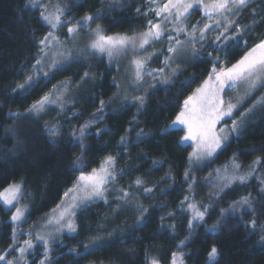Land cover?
I'll list each match as a JSON object with an SVG mask.
<instances>
[{
  "label": "trees",
  "instance_id": "obj_1",
  "mask_svg": "<svg viewBox=\"0 0 264 264\" xmlns=\"http://www.w3.org/2000/svg\"><path fill=\"white\" fill-rule=\"evenodd\" d=\"M65 1V16L73 20L96 16L91 26L99 25L106 35L140 33L150 17L140 14L144 0ZM253 9L264 13V0H254L233 17L241 28L257 21L253 31L238 43H230L225 52L218 53L209 44L198 43V55L193 57L191 53L167 85L155 83V87L148 86L141 92L145 102L139 107L136 101L122 105L114 101L118 89L114 71L102 57L73 61L47 77L36 78L31 87L13 92L32 74L40 58L39 41L50 27L40 18L41 9L28 6V0H0V192L12 183H21L23 200L29 204L22 225L34 224L58 205L77 172L98 169L106 157L112 156L117 175L115 188L128 191L136 204L128 217L114 213L117 204L111 198L108 203L98 200L79 210L74 216L76 232L63 235L53 244L47 257L49 264H148V256L153 253L158 264H171L173 253L182 254L184 264H210L208 253L213 246L217 249L213 264H264V247L257 243L264 234L261 183L252 177L245 184L236 182L219 193H208L209 188L204 186L207 175L231 157L241 166L257 158L264 163V107L244 126L239 137L231 138L198 168H190L193 146L181 142L185 135L180 130L182 126L162 131L172 124L184 100L208 77L212 68L209 52L213 58L219 55L223 65L230 67L264 39V15H255ZM186 22L189 27H203L206 20L201 9L193 8ZM235 31L233 27L228 33ZM209 33L208 39L214 40ZM163 45L155 47L157 53L150 67L161 66ZM83 72L88 73L87 78H83ZM69 81L74 99L71 129L60 128V135L52 138L46 129L57 117L56 111L30 114L28 109L52 87ZM263 91L264 85L253 90L227 121L237 119ZM101 100L105 103L98 113ZM94 114L100 118L89 123ZM85 124L89 126L81 147L79 129ZM98 130H102L100 135ZM122 136L127 137L125 143H121ZM154 160L161 161V165L154 167ZM138 178L143 181L140 187L135 184ZM192 182L195 196L188 189ZM145 188L153 191L145 193ZM190 196L201 208L208 206L204 221L194 223L191 230L187 207ZM246 196L252 200L251 211L221 216V209ZM142 208L147 212L142 213ZM12 213L13 208L0 203V255L14 242ZM216 221V230H209ZM251 221H255V227ZM43 249L37 244L27 255L28 264H38L44 258ZM11 252L6 257L10 258Z\"/></svg>",
  "mask_w": 264,
  "mask_h": 264
},
{
  "label": "snow or ice",
  "instance_id": "obj_2",
  "mask_svg": "<svg viewBox=\"0 0 264 264\" xmlns=\"http://www.w3.org/2000/svg\"><path fill=\"white\" fill-rule=\"evenodd\" d=\"M155 2V0H153ZM254 0H211L210 3H204L203 0H167V2L162 6L155 9V15L158 18H161L159 22L153 23L151 20L148 21V28L143 33L136 36H127V35H116L109 36L104 33V31L97 25L96 29L93 30L94 38L89 44V49L94 53L98 52L101 54H107L111 58L114 54H119L121 52H126L129 47L133 49L135 53L137 50L144 51L146 46L151 45L153 42L160 40L163 36L166 29V25L174 23V27L171 31H175L177 35L184 34L187 39L181 41L176 37H173L171 34L167 36L170 44L167 49L170 54L164 60V64L171 66L174 62V59L179 58L180 56L187 55L190 51L195 57L198 55L199 49L197 44H209L212 46L213 51L215 52H225L227 51L229 44L232 42H239L246 36L249 32L254 30V27L257 21H253L252 24L245 25L243 28L240 27L231 17L240 15L241 10L247 8L252 4ZM259 2V0H256ZM199 5L203 15L208 18L211 23H205L203 28H199V25H193L192 31L188 32L184 27L180 25L184 20L187 19L190 14V9H193L194 6ZM28 6L33 8L39 6L38 0H28ZM47 13V14H46ZM255 15H264L262 12H257L253 9ZM66 14V9L57 7L55 12H48L45 7L44 11H41L40 18L44 23L50 26L52 30L62 28L65 24L70 25L67 28L68 35L75 36L78 33V30L89 27L92 22H95L97 19L96 16L86 15L82 21H77L73 24L72 19L70 18L67 21L61 20V17ZM230 14V15H229ZM222 18V19H221ZM235 27L236 31L231 36L227 35V32ZM223 29L219 31L215 36L214 40L208 39V33L213 31V29ZM199 31V35L196 33ZM175 40V43L171 42ZM61 42L53 34L52 31L39 41V51L42 53L41 59H37L33 65V73L28 75L25 81L21 84H18L16 88L13 89V92L23 91L26 88H29L33 85V81L36 80L37 73L42 72L45 77H47L52 71H60L62 68L73 62V57L71 52H57L51 58L50 62L47 64L48 71H45L43 67L44 64L43 56H46L47 53L45 49L51 50L52 48L60 47ZM186 45L188 47H186ZM154 54V53H153ZM62 58V59H58ZM209 59L212 61V68L209 72L208 77L203 81L200 87L189 95L183 102V107L177 113L175 119L172 121V124L168 126L167 129L162 130L167 132L169 129L177 128L182 126L180 130L185 132V135L181 137V142L192 141L195 144V150L190 154L189 160L192 161H201L207 158H211L214 153L220 148H222L227 142H229L230 135H235L239 137L244 128L243 117L247 113H241L242 119L238 122L236 120L232 121V127L229 130V135H224L225 129L221 128L219 132L216 130V125L220 123L225 117H231L234 110L238 107L240 103L243 102L244 97L237 99V103L225 101L223 95L226 90L237 88L238 86L244 85L245 88V97L248 96L256 87L264 85V39H261L253 48H251L245 55L238 60L236 63L232 64L230 67L224 66L223 62L220 59V56L217 55L215 58L212 57V52L208 53ZM151 56H149V59ZM131 63L134 65V79L137 83L144 80L145 76H150L153 80H159L161 84L167 85L170 82V76H160L157 74L164 73V68H158L153 70H147V61L145 59H133ZM217 65H221L219 69ZM180 70L179 62H177L176 67L171 68V75H175ZM88 73L84 74L83 78H87ZM38 82V80L36 81ZM190 84V81L186 82V86ZM150 87H155V85H149ZM60 97L57 96L53 99L50 95H45L41 100L37 101L30 106L28 112L39 113L44 111L46 106L49 103L56 104L60 101ZM134 100L137 102L139 107H142L145 102L143 96H135ZM104 101L101 100V108L97 112H102L104 107ZM257 103L264 107V99L257 101ZM256 105H253V108ZM253 109H248V112H251ZM9 115H19V113H10ZM73 115H76L73 113ZM100 117L97 114H94V120L89 123H94L96 119ZM88 124L82 125L79 129V140L80 145L83 147V139L86 135V129ZM48 135L52 138L60 135V130L56 126H51L46 129ZM102 130L97 131V135H100ZM141 135L143 130H141ZM73 137L76 138L75 133ZM127 137H121V143H125ZM261 160L257 158L254 161L255 164H260ZM115 158L108 156L105 158L99 169H93L92 172L88 175L83 174L78 177V182L74 185L73 188L68 189L65 192V196L71 193H83L82 196L73 195V204L70 208H76L83 205H87L91 202L98 200H103L105 203H108V194L110 190L108 189V184L117 180V175L114 173ZM161 165V161L154 160L153 166L157 167ZM233 174L228 175L227 170L224 175H219V179L224 183L220 186V191H223L225 187H230L235 182L240 184H245L248 181L249 176H251L252 171H255L253 167L252 171L245 175H236L235 171L240 168V165L233 162L232 164ZM188 173L186 172L185 178L187 179ZM137 187H140L143 184L139 178L135 181ZM264 184V181H262ZM152 188H145V193H151ZM22 194L20 185H10L8 188L4 189L3 192H0V201H3L5 205L15 206L14 201H17L20 195ZM130 193L121 189V195L118 199L127 200L130 197ZM261 195L264 196V187L261 188ZM187 200V197H185ZM59 207V206H58ZM253 208L252 200L249 196L242 197L240 201L235 202L229 206V209H221V214L225 212H238V211H251ZM188 210H190L193 215L188 222V227L191 230L193 228L194 222L200 223L205 219L207 209L200 211L195 204H188ZM141 212H147V209H141ZM24 210L20 207L16 208V211L13 213L11 220L13 222H19L24 216ZM75 215L74 211H71L69 208L64 209L60 212L59 216L56 217L55 222L60 225L61 230L66 228L69 233H75L76 227L72 221V216ZM171 215V214H170ZM163 219V218H162ZM49 223H52L50 220ZM253 227H255V221H251ZM219 225H212V228L215 229ZM174 227V226H173ZM264 233V229H262ZM15 229L13 236L15 239ZM37 240L43 242L44 247V259L40 261V264H49L48 262V251H49V240L43 236L37 235ZM184 242L182 241L181 244ZM261 247H264V234L260 235V238L257 242ZM10 247H13L10 245ZM34 247L32 240H25L23 246L19 248H13L14 251L20 253V258L23 259L25 253L29 249ZM89 245H85L87 249ZM217 257V249L215 246L211 248L208 253V259L210 264H213ZM6 257L0 255V261L5 260ZM178 260L182 264V254L178 256L177 253H173L172 264H178ZM7 264H14V261L8 260ZM26 264V262H25ZM150 264H158L155 259L150 261Z\"/></svg>",
  "mask_w": 264,
  "mask_h": 264
},
{
  "label": "rangeland",
  "instance_id": "obj_3",
  "mask_svg": "<svg viewBox=\"0 0 264 264\" xmlns=\"http://www.w3.org/2000/svg\"><path fill=\"white\" fill-rule=\"evenodd\" d=\"M166 2H167V0H155V2H153V0H144V2L142 4V8L140 9V14L142 16H150L149 20H151L153 23H157V22H159V20L161 18L156 17L155 9L158 7H162ZM203 2L204 3H210L211 0H203ZM38 5L39 6H37V7H39L41 9V11H44L45 7L47 8L48 12H53V13L55 12V9L57 7L66 9V12L68 11L67 1H65V0H38ZM194 8L201 9L199 5L194 6ZM191 10L192 9H190V11ZM201 13L203 15L202 11H201ZM203 17L206 20L205 23H211V21H209L207 17H205L204 15H203ZM70 18H71L70 16L64 15L61 17V20L67 21ZM83 18H80L78 20H73L72 18L71 19L73 21V24H75L77 21H82ZM231 19H233V17H231ZM69 26L70 25L65 24L64 27L58 28L55 30H52L50 28L49 31L53 32V34L58 38V40L61 42V44H60V47H58V48H52L51 50L45 49V52L47 53V55L43 56L44 64L41 67H43L45 71H48L47 64L50 62L51 58L57 52H64V53L71 52L72 57H73V61H77V62L78 61H84L85 62L87 60L86 59L87 57L96 58V59H100L102 57L103 59L106 60V63L110 67L113 68L115 81H116V84L118 86L117 92L114 95L113 99H114V101L118 102L120 105H122L124 102L126 103V102L135 101L134 97L135 96H143V93H141V92L146 87H148L150 84L153 85L155 83H159V80H153V78L150 76H145L143 81L137 83L134 79V72H135L134 65L131 63V61L133 59H145L147 61L146 71L158 69V68H164L165 69L164 73L157 74V75L170 76L171 77V68L176 67L177 62H179L180 69H181L182 68L181 65L184 62H186V60H189L188 57L191 54V52L189 51L187 53V55H183L177 59H174V62L172 63V65L170 67L164 64L165 58L170 55L167 51L169 44H170L169 40L167 39V36L169 34H171L173 37H176L181 41H185L187 39V37L184 34L177 35V33L175 31H171V29L174 27V23L167 24L166 25L167 30L165 31L164 36L160 40L153 42L149 46H146V49L144 51L137 50L134 53L133 49L131 47H129V49L126 52L114 54L111 58H109V56L107 54H101L98 52L94 53L88 47L91 40L94 38L93 30L96 29L97 25L91 26V24H90L89 27H84V28L78 30V33L75 36H71V37L68 35V32H67V28ZM180 26L184 27L188 32L192 31V26L189 27L187 25L186 20H184ZM199 26H200V28H203V27H201L202 26L201 24ZM147 28H148V22H147L146 28L142 32L137 33V34L127 35V36L139 35V34L143 33L144 31H146ZM222 30H223L222 28L221 29H215L214 28L213 31H211L209 33V36L213 37L215 39V36L218 34V32L222 31ZM197 32H199V31H197ZM117 35H125V34H117ZM196 35L198 36L199 33H196ZM227 35L231 36V34L228 32H227ZM109 36H116V35H109ZM171 43L174 44L175 40H173ZM161 45L164 46L163 51H162L163 56H162L161 66L150 67L151 62H152V58L157 53V49L155 47L160 48ZM186 47H188V46L186 45ZM42 55L43 54L40 53L39 59H41ZM149 56H151L150 59H149ZM58 59H62V58L58 57ZM33 71L34 70L32 69V73H33ZM84 73L85 72H83V74H81V75H84ZM37 75L38 76L36 78L42 76L43 73L38 72ZM201 84L198 87H200ZM70 86H71V81L63 82L60 85L52 87V89L46 95H50L53 99H55L57 96H59L61 98L60 101L56 104L49 103L46 106L44 111H41L39 113H34V114H40V113H43L45 111L46 112L56 111L57 117L54 118V121L48 127L56 126L58 129L63 128V129H65V131H70L71 124H72V122H71V110H72L71 106L73 105V102H74V99L71 96V93L69 90ZM78 86H80V84ZM78 86L74 87V89L75 88L77 89ZM258 87H260V86H258ZM258 87H256V88H258ZM245 88H246V86L241 85V86H238L237 88L228 89V90H226V92L224 94H222L223 99L227 102V101H229V98H233V99H231L230 102L237 103V99H239L241 97H244V99H245L247 97V96L245 97V95H244L245 94ZM244 99H243V101H244ZM261 99H264V91L254 101L252 106H250L248 108V109L252 108L253 110L251 112H248V109H246L243 112V113H247V115L245 117H243L244 126L255 118V115L258 113L259 109L261 108V106L257 103V101H259ZM242 103H240L238 105V107ZM254 104L256 106L253 108ZM50 109H55V110H50ZM227 118H229V117H225L220 123H218L216 125L217 132H219V130L221 128L225 129V132L223 133L224 135H229V130L232 127V121L233 120H236L239 122L242 119L241 115L237 119H233L231 121H227ZM223 121H226V122L223 123ZM234 136H235L234 134L230 135V139L233 138ZM187 142L192 144L193 149H192L191 153H193L195 150V144L192 141H187ZM214 155H215V153L213 154V156ZM213 156L211 158H207V159H204L201 161H196L195 159H193L192 161H190V168H196V167L198 168V167L202 166L204 164V162L209 161L210 159L213 158ZM233 162L239 164L233 157H231L228 160V162H226L225 164H223L217 168H214L213 171L207 175V177L205 179L206 183L204 186L207 187V189L209 188L208 193H219V192H221L220 186L224 182L219 179V175H224L226 173V170H227L228 175L233 174V168H232ZM253 167L255 168V171H252ZM250 171H252V174H251V176H249L248 179H250L252 177H256L257 180L261 183L262 187H264V184H262V181H264V163L254 165V162H252L250 165H247V166H241L240 165V168L235 171V174L236 175H245V174L249 173ZM91 172L83 173V174L88 175ZM77 173L78 174H76L75 180L64 191L62 198H61L60 202L58 203V205L56 207H54L49 213L44 215L40 220L35 222L34 224H30L27 226L22 225L24 220H25L28 208H29V204L27 203V201L23 200L24 199L23 198V191H22V194L20 195V197L18 198V200L14 201L15 206L5 205L3 203V201H0V203L3 204L5 207L13 208V213L16 211L17 207H20L21 209H23L24 213H25L21 221L13 222L11 220L12 224L14 225L16 235H15V239L13 236V241H14L13 245H12L13 247H11L5 254H3V256L6 257V254L8 252L10 253L12 250L11 257L10 258L6 257V259L3 260V262L5 264H7L8 260L14 261V264H25V262H26V264H28L30 261L29 260L30 258L27 255H29V253L34 249V247L37 244H40L43 246V242L36 239L37 235L43 236L49 240V251H48V255H49V252H50L53 244L61 241V238L63 235L71 234L67 231L66 228L58 231L57 229L60 228V225H58L55 222V219H56V217L59 216L60 212L64 211V209H66V208H69L71 211H74L75 214L79 210L85 208L83 205H81L80 207H76L74 209L70 208V206L73 204V199H72L73 195L82 196L83 193H71L70 192L68 194V196L64 195L65 192L68 191V189L73 188L74 185L77 184L78 177L81 175V173H79V172H77ZM109 184H111L110 185L111 187L107 186L108 189L110 190V194H108V199L109 198L113 199L114 201H116L115 205L117 204L116 207L114 208V213L117 214V216H119V217L131 216V214L134 213V209L136 207V204L133 201V199H130V197L127 200L118 199V197L121 195V191L119 189L115 188L114 182H110ZM10 185H20L21 190H22V185L19 182L12 183ZM8 187H6V188H8ZM195 188L196 187L194 185V182H192L188 187L190 193L193 195L195 194ZM226 188H228V187H225L224 189H226ZM190 198H191V196L189 197V199ZM240 200L241 199H239L238 201H240ZM238 201H235V202H238ZM235 202H232L231 205L234 204ZM91 203H93V202H91ZM91 203H89L88 205H90ZM189 203L195 204L200 211H204L205 208L208 209V206L201 208L200 204L193 201L192 198L187 201V207H188ZM226 209H229V207ZM189 212H190L191 218H192L193 213L190 210H189ZM229 212H231V211H229ZM229 212H225L223 215L221 214V216H224L225 214H228ZM13 213H12V215H13ZM12 215H11V217H12ZM74 216H72L73 223H74ZM50 220L52 221V223H49ZM138 221H139V219H138ZM218 222L219 221H216L213 225L218 224ZM194 223H196V222H194ZM74 225H75V223H74ZM209 230L213 231V230H216V228L213 229L211 226L209 228ZM25 240H32L34 247L32 249H29L28 252L25 253L23 259H21L20 253L18 251H14L13 248H19L20 246H23V242ZM42 253H44V249L42 250ZM179 255L180 254H178V256ZM44 258H42L41 260H43ZM152 259H155L157 261V256L154 253L148 256L147 263L150 264V261ZM40 261L38 262V264H40ZM178 264H181V262L179 260H178ZM182 264H184L183 261H182Z\"/></svg>",
  "mask_w": 264,
  "mask_h": 264
},
{
  "label": "bare ground",
  "instance_id": "obj_4",
  "mask_svg": "<svg viewBox=\"0 0 264 264\" xmlns=\"http://www.w3.org/2000/svg\"><path fill=\"white\" fill-rule=\"evenodd\" d=\"M114 211V210H113Z\"/></svg>",
  "mask_w": 264,
  "mask_h": 264
}]
</instances>
